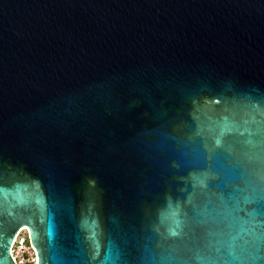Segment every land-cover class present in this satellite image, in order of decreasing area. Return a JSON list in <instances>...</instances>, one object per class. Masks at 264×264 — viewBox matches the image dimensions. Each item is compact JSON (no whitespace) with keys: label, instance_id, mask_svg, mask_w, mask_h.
Returning a JSON list of instances; mask_svg holds the SVG:
<instances>
[{"label":"water","instance_id":"obj_1","mask_svg":"<svg viewBox=\"0 0 264 264\" xmlns=\"http://www.w3.org/2000/svg\"><path fill=\"white\" fill-rule=\"evenodd\" d=\"M264 264V0H0V264Z\"/></svg>","mask_w":264,"mask_h":264},{"label":"built area","instance_id":"obj_2","mask_svg":"<svg viewBox=\"0 0 264 264\" xmlns=\"http://www.w3.org/2000/svg\"><path fill=\"white\" fill-rule=\"evenodd\" d=\"M12 254L18 264H37V251L29 241V234L26 228L21 229L15 238Z\"/></svg>","mask_w":264,"mask_h":264}]
</instances>
